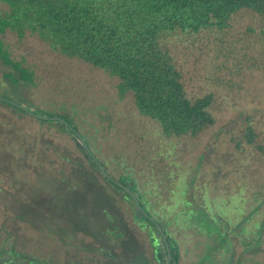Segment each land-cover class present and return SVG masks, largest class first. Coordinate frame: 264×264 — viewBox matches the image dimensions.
I'll return each instance as SVG.
<instances>
[{
    "label": "rangeland",
    "instance_id": "1",
    "mask_svg": "<svg viewBox=\"0 0 264 264\" xmlns=\"http://www.w3.org/2000/svg\"><path fill=\"white\" fill-rule=\"evenodd\" d=\"M3 38L34 79L12 84L0 59V95L66 118L113 177L137 181L153 212L173 221L183 211L180 229L167 230L180 264H264V10L243 7L223 29L161 39L186 95H212L214 122L180 136L141 114L131 92L121 97L120 79L104 69L37 34L7 29ZM102 175L57 120L0 99V264H75L94 247L153 264L133 202Z\"/></svg>",
    "mask_w": 264,
    "mask_h": 264
},
{
    "label": "trees",
    "instance_id": "2",
    "mask_svg": "<svg viewBox=\"0 0 264 264\" xmlns=\"http://www.w3.org/2000/svg\"><path fill=\"white\" fill-rule=\"evenodd\" d=\"M0 1L9 7L6 11L0 9V59L13 69L6 74L12 84L32 83L34 73L22 61L11 57L3 35L7 29L15 31L20 38L28 32L37 34L52 49L69 57L81 58L118 77L119 95L123 97L131 92L139 112L158 122L168 136L196 134L205 125L212 124L214 117L210 112L212 95L195 99L186 95L180 71L169 52L161 46V39L176 31L197 33L211 27L223 29L228 26L230 17L243 7L264 10V0ZM59 123L72 134L65 124ZM247 136L252 141L254 132L251 127ZM84 137L91 146L89 136ZM91 148L97 152L96 148ZM259 149L264 151V146ZM100 161L109 172L108 164ZM104 178L133 202L138 213L135 219L148 232L151 245L157 252L158 264H166L167 252L155 226L141 214L124 190ZM114 178L132 189L167 235L170 225L180 229L178 221L185 214L183 211L170 221L150 209L148 198L139 190L134 178ZM168 240L172 250L170 264H180V244L175 243L173 236L168 235Z\"/></svg>",
    "mask_w": 264,
    "mask_h": 264
},
{
    "label": "water",
    "instance_id": "3",
    "mask_svg": "<svg viewBox=\"0 0 264 264\" xmlns=\"http://www.w3.org/2000/svg\"><path fill=\"white\" fill-rule=\"evenodd\" d=\"M0 99L11 104L14 105L20 109H22L23 111L33 115L36 118L42 119V120H47V119H55L59 122H62L63 124H65V126L68 128V130H70L73 134L74 137H76V139L78 140V142L82 145V147L85 149V151L87 152V154L91 157V159L94 161V163L96 164V166L98 167V169L100 170V172L108 179L110 180L112 183H114L115 185H117L118 187H120L122 190H124L130 197L131 199L134 201V203L136 204L138 210L141 212V214L143 216H145L156 228V230L159 232L161 239L163 241V244L165 246L166 252H167V262L166 264H170L172 261V250L169 244V240H168V235L165 232L164 228L161 226V224L155 219V217L153 215H151L146 208L142 205V202L140 201V199L137 197V195L132 191V189L130 187H128L127 185H125L124 183H122L121 181L115 179L104 167V165L101 163V161L99 160V158L96 156V154L94 153V151L92 150V148L90 147L89 143L87 142L86 138L75 128L72 126V124L66 120L64 117H47V116H43L40 115L36 112H34L32 109L26 107L25 105L16 103L10 99H7L6 97L0 95Z\"/></svg>",
    "mask_w": 264,
    "mask_h": 264
},
{
    "label": "crops",
    "instance_id": "4",
    "mask_svg": "<svg viewBox=\"0 0 264 264\" xmlns=\"http://www.w3.org/2000/svg\"><path fill=\"white\" fill-rule=\"evenodd\" d=\"M118 234L120 233H115V235H118ZM118 236L121 237L122 234ZM84 250H88L92 252L91 257H89V260H83L75 264H145L146 262V261L141 262V260H144L143 257L140 260L133 259L131 261H129L128 259L122 258V257L114 258L113 255L109 251L104 250L103 247L101 248L94 247V248H89V249H84ZM153 264H158L156 258H154Z\"/></svg>",
    "mask_w": 264,
    "mask_h": 264
}]
</instances>
